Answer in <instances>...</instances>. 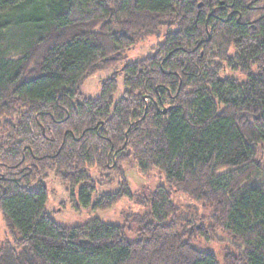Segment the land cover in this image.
<instances>
[{"label": "trees", "instance_id": "1", "mask_svg": "<svg viewBox=\"0 0 264 264\" xmlns=\"http://www.w3.org/2000/svg\"><path fill=\"white\" fill-rule=\"evenodd\" d=\"M143 34L164 41L126 61ZM223 62L246 80L220 77ZM121 63L122 97L116 73L84 95ZM111 159L161 176L133 213L138 237L56 222L49 171L80 185L75 206L133 198L124 182L92 200L87 167ZM176 191L207 217L182 215ZM0 213L13 238L0 264H219L195 241L221 233L223 264H264V0H0Z\"/></svg>", "mask_w": 264, "mask_h": 264}, {"label": "rangeland", "instance_id": "2", "mask_svg": "<svg viewBox=\"0 0 264 264\" xmlns=\"http://www.w3.org/2000/svg\"><path fill=\"white\" fill-rule=\"evenodd\" d=\"M165 32L166 28L161 31L162 34ZM161 35L143 34L137 36L135 45L125 53L126 61H139L148 55L154 54L157 46L164 41V37ZM229 53L234 55L235 50L232 48ZM223 64L224 66L220 72V77H231L239 81L246 80L245 75L233 70L225 62H223ZM121 67L122 63L108 70L97 72L87 78L81 86L84 95L91 98L99 97L103 81L116 73L118 76V89L115 92L114 100L117 101L123 96L125 90L123 83L124 75L120 71ZM109 162H111L108 164L109 167L104 169H100L96 166L87 167L96 187L95 192L92 194V200L94 201L103 193L118 190L124 182L128 184V187L133 193V198L124 197L120 202L107 210H93L91 206L85 207L80 203L75 206V202L78 201L77 197L80 185L73 186L70 183H65L56 176L55 171H49L45 179V184L48 187L49 193L46 209L56 222L67 226L83 224L96 217L109 223L125 224L129 229L128 237L130 239H135L138 237V225L137 222H135L133 213H144L148 209V206L140 204L139 201L146 198L150 191L157 188L161 183V176L158 171H154L150 176H144L137 165L132 162H122L120 166L121 170L115 167L116 163L114 161L112 162V159ZM72 193H74V197ZM175 196L176 203L180 207L182 215L190 214L191 216V214H199L207 217L208 211L201 209L198 204L192 203L189 196L184 192L176 191ZM218 237L212 240L210 239L209 242L205 239H197L195 244L201 249L214 251L217 254L219 264H223V245L228 241L223 233H221V235L218 234ZM12 239L0 213V246L7 241L12 242Z\"/></svg>", "mask_w": 264, "mask_h": 264}, {"label": "water", "instance_id": "3", "mask_svg": "<svg viewBox=\"0 0 264 264\" xmlns=\"http://www.w3.org/2000/svg\"><path fill=\"white\" fill-rule=\"evenodd\" d=\"M166 110H167V108L164 109V111H166Z\"/></svg>", "mask_w": 264, "mask_h": 264}]
</instances>
